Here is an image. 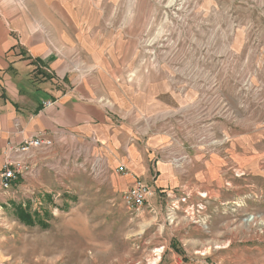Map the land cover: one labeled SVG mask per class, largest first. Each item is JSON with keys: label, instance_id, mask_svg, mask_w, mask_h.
Wrapping results in <instances>:
<instances>
[{"label": "rangeland", "instance_id": "rangeland-1", "mask_svg": "<svg viewBox=\"0 0 264 264\" xmlns=\"http://www.w3.org/2000/svg\"><path fill=\"white\" fill-rule=\"evenodd\" d=\"M11 39L52 51L121 122L203 154L170 159L192 189L148 213L202 217L209 264H264V0H0ZM44 165L35 202L0 193V264L145 262L133 237L147 206L129 212L80 160ZM20 204L43 225L22 222Z\"/></svg>", "mask_w": 264, "mask_h": 264}, {"label": "crops", "instance_id": "crops-1", "mask_svg": "<svg viewBox=\"0 0 264 264\" xmlns=\"http://www.w3.org/2000/svg\"><path fill=\"white\" fill-rule=\"evenodd\" d=\"M61 67L53 66L52 51L37 42L0 40V170L11 149L37 135L53 142L47 153L32 152L28 159L31 171L15 186L14 199L35 202L36 193L49 190L40 179L46 174L45 163L52 168L53 162L61 172L64 161V171L69 173V166L80 160L85 172L117 195L141 180L157 192L147 213L136 220L145 229V235L133 237L145 256V262L140 263L209 264V238L202 217L175 216L174 222L168 223L164 215L148 213L149 209L154 213L163 210L186 194L183 189H192L191 177H183L170 159L205 156L196 151L173 152L165 136L150 137L149 130L137 127L135 119L121 122L102 99L96 100L88 87ZM48 102L52 105L47 107ZM43 155L44 159L39 158ZM121 166L127 174L117 172ZM73 176L63 174L66 182ZM64 202V207H69V200ZM4 205L8 203L0 199V210ZM195 231L202 232L198 235Z\"/></svg>", "mask_w": 264, "mask_h": 264}, {"label": "built area", "instance_id": "built-area-1", "mask_svg": "<svg viewBox=\"0 0 264 264\" xmlns=\"http://www.w3.org/2000/svg\"><path fill=\"white\" fill-rule=\"evenodd\" d=\"M51 105V102L45 104L47 107ZM52 147V140L40 134L23 145L11 149L0 170V193L7 196L21 180L28 176L31 171L28 159L32 157L33 151L39 150L47 153ZM117 172L128 173L123 166L119 167ZM155 195L156 191L150 185L136 180L132 188L122 194V203L129 212L141 213Z\"/></svg>", "mask_w": 264, "mask_h": 264}, {"label": "trees", "instance_id": "trees-1", "mask_svg": "<svg viewBox=\"0 0 264 264\" xmlns=\"http://www.w3.org/2000/svg\"><path fill=\"white\" fill-rule=\"evenodd\" d=\"M15 212L22 222L30 226H33L36 223V221H38L41 225H43L38 218L39 215L38 216L36 215V219H35V216L29 213V209L27 207L22 206L21 204L15 207Z\"/></svg>", "mask_w": 264, "mask_h": 264}, {"label": "bare ground", "instance_id": "bare-ground-1", "mask_svg": "<svg viewBox=\"0 0 264 264\" xmlns=\"http://www.w3.org/2000/svg\"><path fill=\"white\" fill-rule=\"evenodd\" d=\"M121 174V173H120ZM155 190V189H154ZM157 192V191H156Z\"/></svg>", "mask_w": 264, "mask_h": 264}]
</instances>
